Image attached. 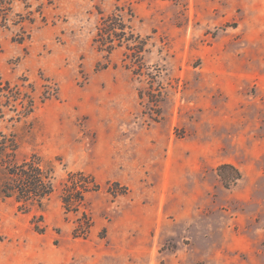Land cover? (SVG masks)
I'll list each match as a JSON object with an SVG mask.
<instances>
[{
    "label": "rangeland",
    "instance_id": "obj_1",
    "mask_svg": "<svg viewBox=\"0 0 264 264\" xmlns=\"http://www.w3.org/2000/svg\"><path fill=\"white\" fill-rule=\"evenodd\" d=\"M33 155L0 264H264V0H0V158Z\"/></svg>",
    "mask_w": 264,
    "mask_h": 264
},
{
    "label": "trees",
    "instance_id": "obj_2",
    "mask_svg": "<svg viewBox=\"0 0 264 264\" xmlns=\"http://www.w3.org/2000/svg\"><path fill=\"white\" fill-rule=\"evenodd\" d=\"M128 28L118 13H111L101 17L94 39L99 42V47L105 46L109 50L115 45H121V38L128 41L134 39L131 31L128 37H124ZM225 166L231 165L222 164L220 168ZM0 169L4 175L0 185L1 193L6 197L13 196L20 203L19 206H41L43 200L52 192V169L46 167L35 155L15 164L6 163L0 158Z\"/></svg>",
    "mask_w": 264,
    "mask_h": 264
}]
</instances>
